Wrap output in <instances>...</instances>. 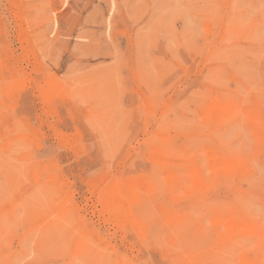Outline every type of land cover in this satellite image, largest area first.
<instances>
[{
	"label": "rangeland",
	"instance_id": "obj_1",
	"mask_svg": "<svg viewBox=\"0 0 264 264\" xmlns=\"http://www.w3.org/2000/svg\"><path fill=\"white\" fill-rule=\"evenodd\" d=\"M0 264H264V0H0Z\"/></svg>",
	"mask_w": 264,
	"mask_h": 264
},
{
	"label": "bare ground",
	"instance_id": "obj_2",
	"mask_svg": "<svg viewBox=\"0 0 264 264\" xmlns=\"http://www.w3.org/2000/svg\"><path fill=\"white\" fill-rule=\"evenodd\" d=\"M216 104L218 105L219 102L216 103ZM217 105H214V107L216 108ZM220 107H221V105H220ZM222 107H223V106H222ZM216 109H217V108H216ZM219 109H220V108H219ZM217 110H218V109H217ZM208 155H210V154H208ZM208 157H209V156H208ZM216 161H217V160H216ZM236 161H237V160H236ZM236 161H235V162H236ZM221 162H222V161H221ZM237 162H238V161H237ZM210 163H211V162H210ZM226 163H227V162H226ZM226 163H224V161H223V164H224V165H227ZM211 164H212V163H211ZM213 164H214V162H213ZM223 164H222V165H223ZM230 164L232 165V163H230ZM218 165H219V164H218ZM222 165H221V166H222ZM228 165H229V164H228ZM237 165H238V164L235 165L236 168H237ZM233 166H234V165H233ZM238 166H239V165H238ZM240 166H241V165H240ZM223 167H224V166H223ZM223 167H222V168H223ZM226 167H228V166H226ZM229 167H230V168H228V169H232L231 166H229ZM222 168H221V169H222ZM221 169H218V170H221ZM226 169H227V168H226ZM228 169H227V170H228ZM214 170H215V169H214ZM195 172H196V171H195ZM195 172H194V173H195ZM231 172H232V170H231ZM139 173H140V172H139ZM228 173H229V172H228ZM196 174H197V172L195 173V175H196ZM191 175H194V174H191ZM195 175H194V176H195ZM194 176H192V179H193V180H194V178H195ZM196 177H198V176L196 175ZM125 180H126V179H125ZM127 180H128V179H127ZM130 180H131V179H130ZM130 180H129V181H130ZM133 180H136V179H133ZM195 180L197 181L198 179H195ZM195 180L193 181V185H194V187H195V184H196V183H195ZM129 181H128V182H129ZM141 181H142V180H141ZM200 181H201V180H200ZM125 182H126V181H125ZM131 182H133V181H131ZM131 182H129V183L131 184ZM136 182H137V181H136ZM139 182H140V179H139ZM137 183H138V182H137ZM137 183H135V184H137ZM142 183H143V182H142ZM194 183H195V184H194ZM197 183H198V182H197ZM111 184H112V183H111ZM113 184H114V183H113ZM117 184H118V183H117ZM130 184H129V185H130ZM139 184H140V183H139ZM199 184H201V182H199V183L197 184V186H198ZM129 185H128V186H129ZM114 186H115V185H114ZM124 186H125V183H124ZM126 186H127V184H126ZM128 186H127V187H128ZM133 186L136 187V185H133ZM142 186H143V188L146 187V186L144 187V184H143ZM147 186H148V185H147ZM111 187H112V186H111ZM139 187H140V186H139ZM124 188H125V187H124ZM128 188H129V189H128V192H129V190H130V186H129ZM140 188H142V187H140ZM125 189H127V188H125ZM110 190H112V188H110ZM132 190H135V189H132ZM132 190H130V192H131ZM144 190H145V189H144ZM147 190H148V188H147ZM107 191H109V189H108ZM107 191H106V192H107ZM124 191H125V190H124ZM106 192H105L104 194H106ZM109 192H110V191H109ZM109 192H107V193H109ZM113 192H114V191H113ZM126 192H127V191H126ZM125 194H126V193H125ZM105 196H106V195H105ZM102 197H103V196H102ZM113 197H114V196H113ZM128 197H130V196H128ZM100 198H101V196H100ZM114 198H115V197H114ZM101 199H102V198H101ZM109 199L112 200L111 198H109ZM119 199H120V198H119ZM132 199H134V198H132ZM103 200H106V199L103 198ZM114 200H115V199H114ZM108 201H109V200H108ZM104 202L107 204L106 201H104ZM109 202H110V201H109ZM159 202H160V201H159ZM100 203H102V202L100 201ZM105 203H104V204H105ZM112 203H113V201H112ZM106 204H105V205H106ZM109 204H110V203H109ZM127 206H128V205H127ZM164 206H165V205H164ZM107 207H108V206H107ZM107 207H106V208H107ZM112 207H113V206H112ZM125 208L127 209V207H125ZM125 208H124V209H125ZM162 208H163V207H162ZM103 209H104V206H103ZM124 209H122V210L124 211ZM126 209H125V210H126ZM108 210H109V209L107 208L106 211H107V212H110V211H108ZM115 210H116V209H115ZM115 210H114V211H115ZM126 211H127V210H126ZM126 211H125V212H126ZM131 211H132V210H131ZM115 212H116V211H115ZM115 212H114V213H115ZM125 212H124V213H125ZM124 213L122 214V212H121V214H122L123 216H125ZM227 213H228V212H227ZM172 215H174V214H172ZM172 215H171V217H172ZM117 216H118V215H117ZM174 216H175V215H174ZM118 217H119V216H118ZM120 218H122V217H120ZM120 218H119V219H120ZM124 218H125V217H124ZM169 218H170V217H169ZM172 218H173V217H172ZM176 218H177V216H176ZM117 219H118V218H117ZM132 219H133V218H132ZM174 219H175V218H174ZM121 220H122L123 223H124V220H125V219L123 220V218H122ZM134 220H135V219H134ZM122 221H121V222H122ZM172 221H173V220H172ZM131 222H132V221L130 220V224H132ZM135 222H136V221H135ZM227 222H228V220H227ZM235 222H236V221H235ZM127 223H128V221H127ZM127 223H126V224H127ZM138 223H139V222H138ZM142 223H143V222H142ZM239 223H240V222H239ZM119 224H120V223H119ZM143 224H144V223H143ZM235 224H236V223H235ZM240 224H241V223H240ZM241 225H242V224H241ZM143 226H144V225H143ZM223 226H224V225H223ZM230 226H231V224H230ZM232 226H233V225H232ZM232 226H231V228H232ZM242 226H243V225H242ZM248 226H249V225H248ZM250 226H251V225H250ZM176 227H177V226H176ZM243 227H244V226H243ZM135 228H136V226H135ZM141 229H142V228H141ZM228 229H230V228H228ZM232 229H233V228H232ZM232 229H230V230H232ZM138 230L141 231V230L139 229V225H138ZM215 236H216V234H215ZM28 242H29V241H28Z\"/></svg>",
	"mask_w": 264,
	"mask_h": 264
}]
</instances>
